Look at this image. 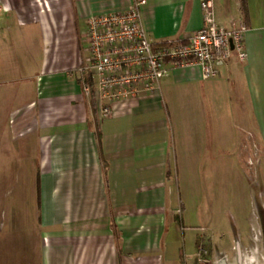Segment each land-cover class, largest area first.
<instances>
[{"label":"crops","instance_id":"0c3cea01","mask_svg":"<svg viewBox=\"0 0 264 264\" xmlns=\"http://www.w3.org/2000/svg\"><path fill=\"white\" fill-rule=\"evenodd\" d=\"M134 1L153 42L201 26L198 0H0V147L32 150L39 264H202V164L247 132L264 144V0H213L247 27L243 61L209 79L171 69L100 116L79 71L85 22Z\"/></svg>","mask_w":264,"mask_h":264},{"label":"rangeland","instance_id":"374dc122","mask_svg":"<svg viewBox=\"0 0 264 264\" xmlns=\"http://www.w3.org/2000/svg\"><path fill=\"white\" fill-rule=\"evenodd\" d=\"M251 134L246 146L221 148L211 170L202 164L200 213L213 218L197 250L202 264H264V144ZM6 150L0 147V264H39L32 150L14 145L7 157Z\"/></svg>","mask_w":264,"mask_h":264},{"label":"built area","instance_id":"2783aa9c","mask_svg":"<svg viewBox=\"0 0 264 264\" xmlns=\"http://www.w3.org/2000/svg\"><path fill=\"white\" fill-rule=\"evenodd\" d=\"M198 1L201 26L184 41H151L140 22L138 1L87 17V55L79 71L82 89L97 102L101 117L110 115L116 102L155 92L171 69L197 66L201 78L209 79L230 58H246L244 22L225 25L216 18L213 0Z\"/></svg>","mask_w":264,"mask_h":264},{"label":"trees","instance_id":"16d2710c","mask_svg":"<svg viewBox=\"0 0 264 264\" xmlns=\"http://www.w3.org/2000/svg\"><path fill=\"white\" fill-rule=\"evenodd\" d=\"M199 245V244H198Z\"/></svg>","mask_w":264,"mask_h":264}]
</instances>
